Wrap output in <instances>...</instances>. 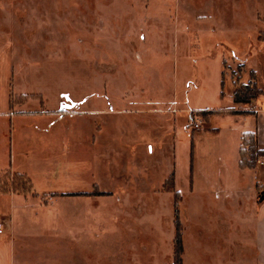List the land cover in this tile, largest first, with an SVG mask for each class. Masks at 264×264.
<instances>
[{
	"label": "rangeland",
	"instance_id": "rangeland-1",
	"mask_svg": "<svg viewBox=\"0 0 264 264\" xmlns=\"http://www.w3.org/2000/svg\"><path fill=\"white\" fill-rule=\"evenodd\" d=\"M244 67L264 95V0H0V111L8 100L11 110L21 103L16 113L51 133L24 142L31 192L12 189L21 173L0 174V216L65 220L69 197H100L86 204L90 214L74 208L78 216H113L91 223L87 238L106 264H162L167 255L175 264L166 183L174 170L186 264L242 261L232 247L244 246L250 231L246 205L222 191L216 197L210 183L232 168L235 135L253 122L231 108ZM134 85L148 90L143 97L155 109L137 116L141 124ZM191 111L202 128L192 129ZM9 137L0 132V172L21 162L22 146ZM11 194L28 203H10L3 195ZM51 240L56 250L39 261L66 264L65 239Z\"/></svg>",
	"mask_w": 264,
	"mask_h": 264
},
{
	"label": "crops",
	"instance_id": "crops-1",
	"mask_svg": "<svg viewBox=\"0 0 264 264\" xmlns=\"http://www.w3.org/2000/svg\"><path fill=\"white\" fill-rule=\"evenodd\" d=\"M135 54L138 55L136 52ZM248 81L249 74H247L244 67L238 82L247 83ZM235 86L236 85L233 84L231 88L232 99ZM147 92L148 90L144 87L134 85V119L138 122V124H141L140 121L137 120L139 118L137 116L140 114L149 118L148 115H153L155 113V109H148V101H151L152 99L143 97V95ZM21 106V103L14 104V107L11 110L12 107L10 106V102L8 100L7 110L0 111V132L5 130L9 133L10 143H12L14 137H17L18 144L22 146L19 148V157H21L19 165L16 166L13 162L9 169L2 170L0 174L21 173L32 182V178L30 177L28 171L24 168L25 165H23L27 154L23 153V151H25L23 147L24 142L29 141V144L32 141L39 142L46 140L51 133H48V130L42 132V130L37 128L35 125H29L31 120L30 118H27L25 113H16L17 107L20 109L19 107ZM231 108L234 109V112L245 113V116L252 117L253 122L252 125H248V130L243 131V129H240V131H237L235 135V140L237 142L234 144L233 152L230 156L232 168L228 170L229 172L224 178L219 180L217 178H213L210 183V188L214 189L216 197H218L222 191L226 197L231 199L230 202H232V204L239 205L243 202L244 205H246V211L244 214L248 221V228L250 231H248V235L245 238L244 246H236V244H233V247L231 246L234 248L233 251H241V253L243 252V254H245V257L242 261L240 260L237 263L232 262L230 264H264V199L262 201H258L257 198L258 191L264 190V155L257 159L253 168L239 167V146L240 138L243 133L255 132L256 146L259 150H264V95H260V97H257L255 100L248 103L234 102V106ZM207 109L208 108H206V110ZM159 110L163 109L160 108ZM161 113H164V111H161ZM33 122L35 123L34 120H32L31 123L33 124ZM151 122L152 121L149 119L145 120L142 122V124H144L143 127L147 128L148 124H151ZM71 124H68L67 130L69 133L72 131L70 133L72 136L74 135L75 127L70 126ZM209 130H218V128H209ZM138 147L139 144L137 143V139L134 138V148L138 149ZM192 183L193 185L195 184V178ZM3 196H7L10 203L11 201H16V199H21V201L23 199L26 203H28L25 197L20 194ZM99 198L100 197H69L67 200L68 207L65 220L62 219L61 216H0V264H42L39 260H42L46 254L45 256H39L38 254L44 252L47 254L49 253V256H46L49 258L54 253V250H56L51 248L50 243L52 238L55 239V242L58 241L57 239H65V255L67 256L65 262L66 264H106L104 262L106 255L104 254V256L101 257V254L104 252L91 247L88 243L89 239L87 238L89 237L88 235L91 231V223L95 224L100 220H105L107 217L111 218L113 216H78L80 209L76 210L74 208L76 206L78 208H80L79 206H83L82 213L87 211L90 214L94 209L88 208L86 210V204L91 201L95 202ZM235 210L236 209L232 210V214L230 216L232 229L235 227L237 216ZM51 218L53 220L52 226ZM54 221L59 222L61 227L59 228L54 226ZM44 222H48L46 226ZM41 237H47L48 242L39 243L38 238ZM172 237L173 234L168 232L165 239L168 248L167 253L171 251L170 245ZM130 248V251H134L133 247ZM34 254L36 258L35 262L31 260ZM96 254L97 256H95ZM31 255L32 257L29 259V256ZM166 258L167 259L163 261L162 264H166L165 262L169 260L168 255ZM130 259L134 261L133 254ZM182 262L183 264H186L184 241Z\"/></svg>",
	"mask_w": 264,
	"mask_h": 264
},
{
	"label": "trees",
	"instance_id": "trees-1",
	"mask_svg": "<svg viewBox=\"0 0 264 264\" xmlns=\"http://www.w3.org/2000/svg\"><path fill=\"white\" fill-rule=\"evenodd\" d=\"M242 71V67H240ZM251 78L247 83H239L238 80L235 81V89L233 91V100L237 103H248L257 96H259L262 91L257 87L255 80L254 71L250 74ZM234 112V111H232ZM204 113V112H203ZM264 155V150H259L256 146V134L255 132H245L240 138L239 146V167L240 168H253L256 164V161L259 156ZM166 183L170 184L169 191L174 192V237H173V246H174V263L181 264V254L183 251L182 246V230L179 221L177 204L179 200V192L175 188L174 183V171L168 177ZM13 185V190L17 188L21 189V192L28 193L32 191L33 185L32 182L22 174H15L12 177L11 186ZM86 195V194H82ZM258 201L264 199V190H259L257 193Z\"/></svg>",
	"mask_w": 264,
	"mask_h": 264
},
{
	"label": "built area",
	"instance_id": "built-area-1",
	"mask_svg": "<svg viewBox=\"0 0 264 264\" xmlns=\"http://www.w3.org/2000/svg\"><path fill=\"white\" fill-rule=\"evenodd\" d=\"M191 127L192 129H200L202 128V121L197 115L198 113L195 111H191Z\"/></svg>",
	"mask_w": 264,
	"mask_h": 264
}]
</instances>
